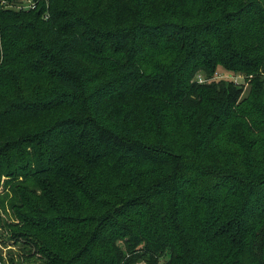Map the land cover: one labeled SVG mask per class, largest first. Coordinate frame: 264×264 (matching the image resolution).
<instances>
[{
    "label": "trees",
    "instance_id": "1",
    "mask_svg": "<svg viewBox=\"0 0 264 264\" xmlns=\"http://www.w3.org/2000/svg\"><path fill=\"white\" fill-rule=\"evenodd\" d=\"M15 1L0 231L19 262L264 264V0Z\"/></svg>",
    "mask_w": 264,
    "mask_h": 264
},
{
    "label": "rangeland",
    "instance_id": "2",
    "mask_svg": "<svg viewBox=\"0 0 264 264\" xmlns=\"http://www.w3.org/2000/svg\"><path fill=\"white\" fill-rule=\"evenodd\" d=\"M218 73H220L218 79L225 78L228 81L233 80L239 86L245 84L244 77L242 75L232 77L230 74L223 72L220 69ZM198 79L199 82H204L205 77L200 75ZM23 249L22 245L18 246L12 242L6 232L4 233L3 231H0V250L4 256V262L0 261V264H30L31 262H19V258L24 254ZM12 260L14 262H12Z\"/></svg>",
    "mask_w": 264,
    "mask_h": 264
},
{
    "label": "built area",
    "instance_id": "3",
    "mask_svg": "<svg viewBox=\"0 0 264 264\" xmlns=\"http://www.w3.org/2000/svg\"><path fill=\"white\" fill-rule=\"evenodd\" d=\"M39 1L44 0H17L15 3L4 2V4L6 5L7 9L29 12L37 8Z\"/></svg>",
    "mask_w": 264,
    "mask_h": 264
}]
</instances>
